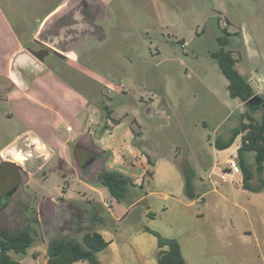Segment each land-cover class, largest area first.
<instances>
[{
	"label": "rangeland",
	"instance_id": "obj_1",
	"mask_svg": "<svg viewBox=\"0 0 264 264\" xmlns=\"http://www.w3.org/2000/svg\"><path fill=\"white\" fill-rule=\"evenodd\" d=\"M65 1L0 0V67L18 43L27 44L26 29L37 27ZM98 1L104 9L101 15L95 9L92 19H99L103 42L88 36L91 43L78 44V66L59 73L60 67L48 65L59 74L46 73L29 92L39 95L40 106L27 102L13 109V102L21 101L9 98L5 112L14 110L17 116L0 124V147L26 129L45 138L48 122L59 133L68 124L71 137L87 131L95 146L106 151L104 167L133 179L135 186L124 200L112 201L97 179L105 170L103 161L83 177L71 158L69 138L63 141L66 151L57 150L52 158L47 151L34 152L21 166L23 183H28L23 190L36 211L44 204L50 226L37 216L34 243L25 255L10 253L11 258L45 264L51 239L80 241L91 226L113 240L97 254L101 264H157L156 239L143 232L146 227L176 239L187 264H264V191H243L240 183L219 178L239 140L227 152L215 149L214 141L228 139L246 108L229 97L227 80L211 58L217 38L223 31L230 34L225 49L237 61L235 69L264 99V0ZM61 18L67 21L68 16ZM253 115L260 120L261 113ZM147 151L157 166L154 181L145 177L141 153ZM246 160L254 170L253 154L247 153ZM184 167L193 172V200L184 193ZM251 183H258L256 175ZM57 191L66 198H58L52 210L41 197ZM88 203L95 205L103 225L88 222ZM77 205L84 213L72 233L68 228ZM14 218L21 224L12 223L15 227L24 225Z\"/></svg>",
	"mask_w": 264,
	"mask_h": 264
},
{
	"label": "trees",
	"instance_id": "obj_2",
	"mask_svg": "<svg viewBox=\"0 0 264 264\" xmlns=\"http://www.w3.org/2000/svg\"><path fill=\"white\" fill-rule=\"evenodd\" d=\"M230 34L223 31V35L217 38L218 50L211 53L224 78L227 80V92L230 98L239 99L245 104L249 99L256 95L250 84L235 69L237 62L232 52L226 50L228 45V37ZM246 112L241 116L238 127L231 130L226 140L216 139L214 147L218 151L228 149L236 138L240 137V146L237 150V162L243 174L242 188L252 193L264 191V110L256 104L249 105ZM104 110L108 111L106 108ZM261 113L260 120L254 117V113ZM253 154L254 170L250 168L246 160V154ZM147 163L153 164L150 156H147ZM184 181V193L188 199L193 200L197 197L192 183L193 172L189 167L182 170ZM149 176L151 175L150 173ZM257 176L258 183L255 186L250 184L253 176ZM98 183L107 190L109 197L114 202H119L127 197L130 187L135 186L133 181L122 175L121 173L104 170L97 176ZM89 208H84V212H88V222L98 225L104 224V219L99 216L95 205L88 203ZM76 215L72 217V223L68 231L72 233L76 229L80 221L82 208L77 205L75 208ZM33 224H37V220L29 219L28 224L19 230L0 229V264H19L18 261L11 258L10 253L15 255H25L26 251L32 246L37 237ZM89 224V225H90ZM143 232L152 235L156 239L157 264H187L184 260L180 245L176 239L162 237L158 232L149 228H144ZM108 242L103 236L93 230L91 226L84 229L80 241L67 239L64 237L53 238L49 241L46 249V264H76L79 262H87L88 264H100L97 254L105 250Z\"/></svg>",
	"mask_w": 264,
	"mask_h": 264
},
{
	"label": "water",
	"instance_id": "obj_3",
	"mask_svg": "<svg viewBox=\"0 0 264 264\" xmlns=\"http://www.w3.org/2000/svg\"><path fill=\"white\" fill-rule=\"evenodd\" d=\"M103 6L98 0H68L62 7L46 18L36 36V41L41 42L47 48H51L57 54L65 51L70 46L69 44L75 45L79 43H75L73 40L78 41L88 36H92L95 42L102 43L104 38L102 35L103 29L99 24V19H92V12L98 9L101 15L104 9L102 8ZM62 16H68L67 21L62 20ZM90 41L88 39L86 43L89 44L91 43ZM41 56L39 55V50L33 51L32 49L23 50L13 56L9 75L14 84L24 89L21 85V80L24 79L17 67H20L22 70H27L28 67L33 68L38 73L45 70L43 65L44 56ZM21 61L25 62L22 63L23 65L25 64L24 66L20 64ZM260 103L262 104L261 108H264V99L259 95H254L244 104V107ZM24 146H28V152L23 151ZM39 150H42V146L31 135L27 134L21 137L4 151L3 157L11 163L3 162L0 164L2 175L7 173L14 174L13 168L10 170L5 168L6 166L22 169L23 162L30 159L32 154ZM105 156V154L97 150H89L81 143H77L72 150L74 163L83 177H88L94 164L98 160H104ZM18 162L19 164H17ZM16 183L15 186H17ZM42 199L52 205V210L58 203L52 196H45ZM44 210L45 206L41 203L39 206V219L49 227L50 224H48L49 222L44 217Z\"/></svg>",
	"mask_w": 264,
	"mask_h": 264
},
{
	"label": "crops",
	"instance_id": "obj_4",
	"mask_svg": "<svg viewBox=\"0 0 264 264\" xmlns=\"http://www.w3.org/2000/svg\"><path fill=\"white\" fill-rule=\"evenodd\" d=\"M68 0L65 1V3L67 2ZM64 3V4H65ZM64 4L58 6V8L55 10H52L51 12H49L48 14V17L53 14L55 11H57L60 7H62ZM46 17V16H45ZM43 18L37 25V27L35 28H30L28 27V29H26V32H27V40H26V43L27 44H22V43H18L17 47L15 48V50H13L9 56L7 57L5 63H3V65L0 67V124H1V127H2V122H10V120H12V117L16 115V113L13 112L11 113V115L9 114V112H5V109H4V105H8L9 103V98L10 100H12L13 98H17V99H20L21 102H17V101H14L13 102V109L15 108H19L20 105H23L27 102H32V104H36L38 106H40L43 102L38 98V94H30V90L31 88L33 87L34 83L38 80H40L43 76L47 75L46 73L48 74H51L53 75L54 73H57L55 72L53 69H50L48 68V65H50V63H52L54 66L57 67H60L59 68V73H61L62 69H68L70 66H78V62H79V51L77 49V45L81 44L80 45H83V44H87V38L88 37H85V38H82V39H79L78 41L76 40H73L75 43V45H71L69 44L70 46L65 50V51H62L60 52V54H58L60 56L57 57V61L55 59V57H53L52 53H55L54 50H52L51 48H47L45 47L41 42H38L36 41V36L38 34V32L40 31L42 25H43V22L46 20V18ZM7 27V25H6ZM11 27V26H10ZM73 44V43H72ZM41 48H45V49H48L50 52L48 54H46L44 56V60H43V65L45 67V70L41 73H38V72H35V70H33V68H27V70H22L20 67H17V69L19 70V72L21 73V75L23 76V79L24 80H21V85L23 86L24 89H21L20 87H18L16 84H14V82L11 80L10 78V75H9V71H10V64H11V60L13 58V56L18 53V52H21L23 50H29V49H32L33 51L34 50H39ZM55 59V61H54ZM22 63H25L23 61H21L20 64ZM70 63V65H68ZM23 65V64H22ZM25 65V64H24ZM23 65V66H24ZM53 66V67H54ZM50 67V66H49ZM58 73V74H59ZM58 74H54V75H58ZM30 94V95H29ZM24 100H27V101H24ZM34 106V105H33ZM107 105H104V108L106 107ZM11 107V106H10ZM44 108H46V105H43ZM107 110H109L108 108H106ZM112 111H110V114H109V118H111L112 116ZM17 116V115H16ZM113 123L116 125L118 122L115 120L113 121ZM66 127H70V125L66 124L65 125V128ZM3 129V128H2ZM3 131V130H2ZM73 132V129L71 128V131L70 132H66V130L64 129V131H62L61 133L57 132L56 129H50V125H49V122H48V125H47V133L48 134H45V138H43V136H41L40 133H36L34 132L33 130L31 129H26L22 132H19L18 134H15L13 135L9 140L8 142H6L4 145H1L0 147V164L3 163V162H7L8 160H6L4 157H3V153L4 151L11 145H13L16 141H18L21 137H23L24 135H31L33 137L34 140H36L41 146H42V150L44 151H47L51 156L50 158H52L55 153L57 152V150L63 152V150L66 151V141L67 139H71V142L69 143L70 145H72V150L74 148V146L77 144V143H81L83 146L87 147L89 150H97L103 154L106 155V151H104L103 149L101 148H98L95 146V143H94V138L92 136H88L87 134V131H80L79 134H77L76 136L74 137H71L70 134H72ZM131 129L130 131L128 132L131 133ZM126 133V132H125ZM62 134V135H61ZM69 134V135H68ZM63 135L64 138H63ZM64 140L65 143L63 142ZM236 140H239L237 145L234 147L233 151H231L230 154H228L226 157H225V161H224V164L226 163V160L230 157H235L237 156V150L240 146V137L236 138ZM235 140V141H236ZM234 141V142H235ZM234 143L232 144V146H230L228 149L226 150H223V152H227L229 151L232 147H233ZM106 147V146H105ZM61 150H60V149ZM72 150L70 151L71 152V155H72ZM143 152V151H142ZM151 153L149 151L146 152V154H143L141 153V157H146V164H147V168L144 169L145 171V177L148 178L149 180L151 181H154L155 178H156V175H157V166H156V163L154 162L155 160L152 159L153 161V164L152 165H149L147 163V155L149 156ZM72 158V157H71ZM237 158V157H236ZM105 159H106V156L104 158V160H102V164H103V168L105 170H107L105 167H104V163H105ZM145 159V158H144ZM49 162V161H48ZM23 166V165H22ZM251 168V166H250ZM65 169L66 170H69L70 168L68 166H65ZM215 169H218L217 167H215L213 170L215 171ZM110 171H115V170H112V169H109ZM147 173H150L151 175L149 176V174ZM238 176L240 175H236V176H233L230 178L229 182L231 184L234 185V183H240L239 185L241 186V189L243 191H247L245 189L242 188V179H243V174L241 172V178H239ZM145 177H143V181L142 183L144 182L145 180ZM254 179V176L253 178L251 179V181ZM197 180V183L199 185V183L201 182V185L203 186L204 185V180L203 178L201 177H197L196 178ZM133 183L134 180L132 179ZM236 181V182H235ZM250 181V184H252ZM83 183V182H81ZM85 184V183H84ZM253 186H255L254 184H252ZM93 187V186H92ZM143 187V184H141V188ZM60 189V187H58ZM57 188V190H58ZM235 188H238V187H235ZM62 189V188H61ZM92 192L94 193H98V190L96 189H93L92 188ZM67 192V191H66ZM250 192V191H249ZM263 192V191H262ZM58 194V195H57ZM57 194L55 196L53 195H50L52 197L55 198V200H57L59 202V199H65L66 197H64L63 194H66V193H63V194H59L58 191H57ZM59 198V199H58ZM104 204L105 201H104V198L102 197V202L101 204ZM105 205V204H104ZM127 214V213H126ZM126 214H124L120 219L122 220ZM111 218L114 220L117 219L113 217V214H111ZM100 234L103 236L104 240L107 241L109 244L107 246L106 249H109L110 246L112 245L113 243V240H109L110 238H107V233L105 232H101L99 231ZM242 233H246L244 231H241ZM104 251V250H103ZM137 251L138 248H137ZM102 252V251H101ZM100 253V252H99ZM183 256V255H182ZM44 258H45V261L44 263L46 264V254L44 255ZM34 261H36V259H33ZM19 264H33V262L31 261H26V260H23V261H18ZM80 263V262H79ZM78 264V263H76ZM101 264V263H100Z\"/></svg>",
	"mask_w": 264,
	"mask_h": 264
},
{
	"label": "flooded vegetation",
	"instance_id": "obj_5",
	"mask_svg": "<svg viewBox=\"0 0 264 264\" xmlns=\"http://www.w3.org/2000/svg\"><path fill=\"white\" fill-rule=\"evenodd\" d=\"M49 52L50 51L45 48L39 49V55L42 56H45ZM52 55L53 57H55L56 60L58 59L57 57L60 58V56L57 53H52ZM261 105H262L261 103L258 104L260 111L264 110V108H261ZM5 168L10 170L13 168L14 174L12 173L5 174L4 180L2 181V183L0 182V229L4 228L9 231L23 229L28 224L29 219H35V218L38 224L39 219H37V216L39 217V208L36 211V209H34V207L31 206L30 203L31 201H29L26 198L28 193L25 192L24 194V190H23V188H26L28 184L26 182L23 183L21 177L22 171H25V169L24 168L17 169L12 166H6ZM15 183L17 184V186H15ZM14 216H18L20 219H22V221L24 222V225L22 227L19 228L18 226L15 227L13 225V224L21 225L20 223L16 224L14 222L16 221Z\"/></svg>",
	"mask_w": 264,
	"mask_h": 264
},
{
	"label": "built area",
	"instance_id": "obj_6",
	"mask_svg": "<svg viewBox=\"0 0 264 264\" xmlns=\"http://www.w3.org/2000/svg\"><path fill=\"white\" fill-rule=\"evenodd\" d=\"M66 131L70 132L71 128L66 127ZM225 165H226V168L224 171H222L219 177L222 182H226L231 177L241 174V169L237 162V159L230 157L226 160Z\"/></svg>",
	"mask_w": 264,
	"mask_h": 264
}]
</instances>
